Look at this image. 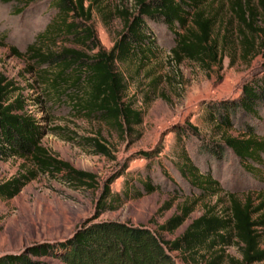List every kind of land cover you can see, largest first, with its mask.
Returning <instances> with one entry per match:
<instances>
[{
  "label": "rangeland",
  "instance_id": "obj_1",
  "mask_svg": "<svg viewBox=\"0 0 264 264\" xmlns=\"http://www.w3.org/2000/svg\"><path fill=\"white\" fill-rule=\"evenodd\" d=\"M235 1L203 3L207 14L216 19L213 35L221 47L218 66L205 67L189 59L178 61L172 53L176 44L174 31L163 23L147 22L153 41L148 59L133 58L117 63V69L127 80L125 100L143 113V123L136 126V132L123 136L102 121L81 116L73 108L71 91L62 97L50 91L42 79L43 70H55V67L40 65L27 53L56 15L53 1L0 0V85L8 99L6 104L20 100L25 110L45 126L42 145L78 170L95 174L97 180L90 188L38 174L18 195L0 198V256L25 252L38 243L63 242L84 224L100 220L142 224L160 231L168 219L181 213L182 207L192 205L193 211L182 225L173 232H163L166 240L173 241L209 207L217 206L220 198L227 202L229 195H235L244 203L251 200L254 207L264 201V157L263 165L253 175L242 167L230 149L218 160L203 148L204 142L220 141L224 133L239 135V126L244 122L238 111L232 128L219 129L207 118L206 106L238 99L244 84L264 74V10L259 0H252L258 13L254 20L247 15L252 30L236 14ZM91 4L92 23L100 46L110 51L125 29L124 17L138 11L137 2L86 1V6ZM246 37L253 42L252 48L244 44ZM38 42L36 46H41L44 52L60 51L64 45L62 40ZM249 121L257 134L264 137V106L260 120ZM55 127H61L58 134L52 131ZM68 136L77 141H81L80 137H95L109 147L110 155L96 153L91 144L69 141ZM143 152H151L154 157L147 159ZM183 153L200 173L211 174L219 181L221 192L201 198L200 191L181 173ZM31 168L22 157L0 159V184ZM115 176L110 185L113 192L124 190L127 178L133 179L129 183L134 184V180L144 181L148 177L157 189L124 200L116 209L96 217L105 185ZM225 207L221 203L217 212L224 213ZM263 214L264 208L258 215ZM258 231L264 247V227ZM173 255L178 256V264H187L178 251ZM215 255L224 257L221 264H241L242 254L237 244L216 248L207 254L208 260ZM33 259L63 264L55 257Z\"/></svg>",
  "mask_w": 264,
  "mask_h": 264
},
{
  "label": "trees",
  "instance_id": "obj_2",
  "mask_svg": "<svg viewBox=\"0 0 264 264\" xmlns=\"http://www.w3.org/2000/svg\"><path fill=\"white\" fill-rule=\"evenodd\" d=\"M52 1L57 13L38 34L36 44L28 47L27 53L32 54L40 65L55 67V70H43L42 79L50 91L58 97L71 91L73 108L81 116L102 121L123 136L136 132V126L143 123V113L125 100L127 80L117 69V63L133 58L148 59L153 45L148 34V21L163 23L174 31L176 44L172 53L178 61L189 59L205 67L221 63V47L213 35L216 19L207 14L203 7L205 0H136L138 11L124 17L125 29L110 51L100 46L92 23L93 4L86 6L87 0ZM259 5L264 10V0H259ZM233 8L242 22L254 30L247 18L248 15L254 20L258 14L252 0H236ZM46 40L53 43L62 40L64 45L60 51L49 49L44 52L36 45L38 41ZM244 44L253 46L248 37ZM7 101L4 87L0 85V159L22 157L32 168L0 184V198L18 195L38 174L90 188L95 186V174L78 170L42 145L46 129L38 117L26 111L20 100L6 104ZM263 106L264 74L244 84L238 99L207 105V118L219 129L232 128L238 111L244 122L241 121L239 126V135L224 133L220 141L204 142L205 151L221 160L224 151L230 149L244 169L256 174L263 165L264 137L257 134L249 119L260 120ZM60 129L55 127L52 131L58 134ZM80 138L81 141H77L74 137H66L78 144H91L98 154L110 155L109 147L97 138ZM142 154L147 159L154 157L151 152ZM182 156L181 173L200 191L201 198L221 192L219 181L211 174L200 173L189 157L184 153ZM116 177L107 181L97 204L96 217L116 209L124 200L157 189L148 177L144 181L134 180V184L129 183L133 179L127 178L124 190L113 192L110 185ZM221 203L226 205L224 213L217 212ZM217 206L209 207L173 241L166 240L163 232H173L182 225L193 211L192 205L182 207L181 213L168 219L160 231L118 220L90 222L63 242L38 243L25 252L2 255L0 264H52L33 259L46 256L58 258L63 264H178V256L173 255L176 251L187 264H221L222 255L208 260L207 254L233 244L240 246L241 264L264 261V247L258 231L264 227V214L258 215L264 208V201L254 207L251 200L244 203L235 195H229L227 202L220 198Z\"/></svg>",
  "mask_w": 264,
  "mask_h": 264
}]
</instances>
